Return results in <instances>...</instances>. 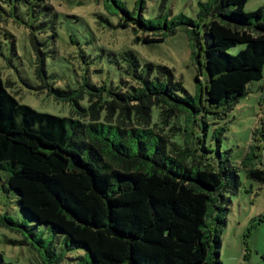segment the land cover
Instances as JSON below:
<instances>
[{"label": "trees", "instance_id": "trees-1", "mask_svg": "<svg viewBox=\"0 0 264 264\" xmlns=\"http://www.w3.org/2000/svg\"><path fill=\"white\" fill-rule=\"evenodd\" d=\"M247 2L219 0L210 21L203 8L199 22L185 23L196 37L206 29V46L196 43L205 53V60L195 56L196 96L172 69L143 66L131 52L122 58L118 86L85 80L79 89H56L48 83L45 45L32 32L36 77L70 112L59 117L20 103L0 76V171L21 210L64 235L69 246L85 249L92 264H224L226 195L240 192L241 178L223 159L221 140L216 137L215 157L206 137L209 120L263 79L264 7L246 13ZM125 14L148 32L159 28ZM120 26L127 28L128 20ZM137 41L164 38L153 33ZM238 45L246 47L230 54ZM247 176L264 183V169L249 164Z\"/></svg>", "mask_w": 264, "mask_h": 264}, {"label": "rangeland", "instance_id": "rangeland-1", "mask_svg": "<svg viewBox=\"0 0 264 264\" xmlns=\"http://www.w3.org/2000/svg\"><path fill=\"white\" fill-rule=\"evenodd\" d=\"M218 2L45 0L43 4L40 0H0V76L5 83L13 85L20 103L41 113L69 115V105L49 96V89H42L36 77L37 55L30 39L34 32L45 45L48 83L56 89H79L85 80L118 86L126 66L122 58L131 52L143 66L152 64L172 69L187 92L196 96L201 92V83L196 79L195 56L202 54L200 58L205 60V53L196 43L200 41L206 46V29L204 26L199 29L200 35L196 37L185 23L199 22L203 8L208 9L206 13L210 15L205 19L210 21ZM261 7L264 0H248L245 12L253 13ZM125 12L133 19L142 16L148 24L159 28L148 32L135 26ZM127 20L128 27H121ZM43 23L34 30V26ZM153 33L164 41H137V37ZM12 40L16 42V53L12 50ZM245 47L238 45L229 53L237 55ZM200 81L205 83V77L201 75ZM209 122L206 144L214 150L209 155L219 156V138L223 159L230 160L241 178L240 192L234 194L231 189L226 195L229 213L227 226L221 230V259L224 264H264V183L247 176L249 164L251 168L264 169V75L262 80L248 85V93L230 111L221 112ZM0 222V264H92L85 249L69 246L64 235L34 222L21 210L18 193L8 186L1 171Z\"/></svg>", "mask_w": 264, "mask_h": 264}]
</instances>
